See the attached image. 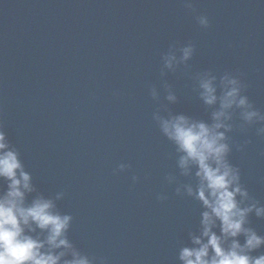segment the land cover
<instances>
[{
  "label": "water",
  "instance_id": "obj_1",
  "mask_svg": "<svg viewBox=\"0 0 264 264\" xmlns=\"http://www.w3.org/2000/svg\"><path fill=\"white\" fill-rule=\"evenodd\" d=\"M188 44L190 59L164 66L163 54ZM226 71L264 113V0H0V130L32 176L28 199L62 193L67 238L93 264H183L180 249L198 247L196 169L182 174L154 114L210 122L218 105L203 104L197 78ZM229 123L228 160L264 205L259 124L241 128L238 112ZM248 221L264 235V217Z\"/></svg>",
  "mask_w": 264,
  "mask_h": 264
},
{
  "label": "clouds",
  "instance_id": "obj_2",
  "mask_svg": "<svg viewBox=\"0 0 264 264\" xmlns=\"http://www.w3.org/2000/svg\"><path fill=\"white\" fill-rule=\"evenodd\" d=\"M182 3L187 9L194 8V0ZM196 21L202 28L209 26L204 14L196 16ZM193 51L188 44L163 54L164 66L171 68L174 62L187 61ZM197 87L204 105H218L211 111L210 122L184 114L169 113L167 118L154 114L163 135L181 153L178 166L182 174L187 175L195 167V198L205 209L201 213L200 235L192 237L198 247L181 248L179 259L183 264H264V252L252 254L264 246V235L247 226L250 213L264 217V205H258L242 187L239 168L228 160L230 146L225 135L233 127L229 121L238 112L241 128L259 124L256 134L264 136V113L253 106L244 94V83L231 72H224L219 79L205 72L198 76ZM167 99L173 101L175 96L170 93ZM237 147L239 150L241 146ZM126 167L121 163L118 170ZM0 181L6 182V188L0 191V264H93L67 238L72 216L62 213L55 203L62 193L54 199L37 192L28 199V194L36 191L32 176L2 130ZM186 190L193 194L191 186ZM217 223L219 235L212 230ZM239 237H243L242 243Z\"/></svg>",
  "mask_w": 264,
  "mask_h": 264
}]
</instances>
